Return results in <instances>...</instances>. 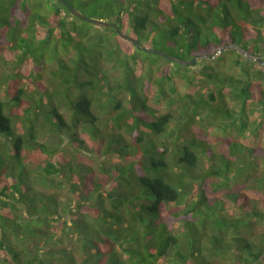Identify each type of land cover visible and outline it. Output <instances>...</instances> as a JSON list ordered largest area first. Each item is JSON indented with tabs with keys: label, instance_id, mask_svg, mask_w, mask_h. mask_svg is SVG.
Instances as JSON below:
<instances>
[{
	"label": "trees",
	"instance_id": "obj_1",
	"mask_svg": "<svg viewBox=\"0 0 264 264\" xmlns=\"http://www.w3.org/2000/svg\"><path fill=\"white\" fill-rule=\"evenodd\" d=\"M64 1L202 66L140 51L58 0H0V264H264V236L251 233L264 204L228 218L202 186L217 191L264 166V149L215 151L187 128L198 117L243 133L249 114L261 124L264 64L228 45L264 62V0ZM154 70L162 98L185 80L174 129L171 112L146 104Z\"/></svg>",
	"mask_w": 264,
	"mask_h": 264
},
{
	"label": "rangeland",
	"instance_id": "obj_2",
	"mask_svg": "<svg viewBox=\"0 0 264 264\" xmlns=\"http://www.w3.org/2000/svg\"><path fill=\"white\" fill-rule=\"evenodd\" d=\"M76 9L82 13L85 16L108 20L110 19V16L107 12L105 13H98L94 12L95 8L93 7H87V8H80L77 7ZM110 21V20H109ZM113 22V21H112ZM141 45H146L151 48L160 49L162 51L163 48H160L158 45L151 44L148 41L141 40ZM118 44V43H117ZM119 45L124 49H130L125 43L120 42ZM166 52V51H164ZM168 53V52H166ZM141 54V53H140ZM170 54V53H168ZM173 55V54H171ZM175 56V55H173ZM177 57V56H176ZM10 61V60H9ZM171 64V63H168ZM8 63L6 64V67L8 68ZM175 67L177 65L173 64ZM31 64L28 61L22 62L18 69L25 75L29 69ZM167 66V64H166ZM170 66V65H168ZM202 65L195 64L193 66H190L189 68L196 70L200 68ZM55 67H51V69H54ZM173 69L174 67L171 65L170 67ZM164 69V68H163ZM4 73V70L1 72V75ZM160 74L157 73L156 70L152 72L150 77V83L147 90H145V97H146V104L153 109L156 113L164 114L166 112H171L175 117L171 119L170 124L168 125V129L172 128L174 129L178 123L177 119L180 115V106L182 105L178 99V94H182L185 90V80L181 76H176L172 80V85L175 89V93L167 92L165 98H162L159 96L157 82L155 81ZM44 79L42 80V85H48L45 80H47L48 75L44 73ZM32 85V84H31ZM6 86V81L4 76L2 75V82H1V88H4ZM169 89V88H168ZM168 91H171L169 89ZM2 93V92H1ZM0 93V96H1ZM229 104L231 105V99L228 98ZM172 100V101H171ZM173 100H175L173 102ZM178 100V101H177ZM258 117V114H249L248 121L250 122L248 129L245 130L243 133H239L237 129H229L225 131H218L217 129L213 128L211 123L207 121V119H204L203 121L197 119L196 117L195 121L187 125V128H189L192 133H194L199 138L206 139L209 144L213 145L215 151H226V145L227 142H237L242 143L247 146L252 147H258L264 149V118H262L261 124L259 126L252 125V122ZM254 127V132L248 131L249 129ZM184 130V129H183ZM254 133V134H253ZM126 140L128 142L131 141L130 135H126ZM87 143L89 147H92V143L89 139H87ZM69 156H66L68 158ZM77 159L83 162L84 164H93L92 163V157L88 155L86 151H82L81 153L77 154ZM77 162V161H76ZM257 167L254 171L247 170L238 181L229 183L228 187H222L217 191H213L210 189L208 181L204 182L202 186L204 187L205 194L210 199V204H219L222 206V214L228 218L231 217H237L242 216L244 214V211H250L253 206L257 210L262 209L261 206L264 204V187L261 188V186L258 185V180L263 175V168L261 161L257 163ZM65 190L63 189L59 190L60 196H59V202L61 205L66 203V197L64 194ZM235 194L233 197L235 198L232 200L228 196V193ZM264 211V208H263ZM190 225H188L189 227ZM224 229V228H223ZM217 230H214L216 233ZM234 230L229 229L228 230V237ZM246 229L243 225H240L239 228H237V232H245ZM208 232H212L211 228L209 227ZM252 234H254L256 237L264 236V220H257V222L252 224ZM199 235V232H198ZM234 255H230L229 258L233 259ZM230 259H219L221 264H227Z\"/></svg>",
	"mask_w": 264,
	"mask_h": 264
},
{
	"label": "water",
	"instance_id": "obj_3",
	"mask_svg": "<svg viewBox=\"0 0 264 264\" xmlns=\"http://www.w3.org/2000/svg\"><path fill=\"white\" fill-rule=\"evenodd\" d=\"M58 1L63 3L65 5V7L70 11L71 14H73L74 16H76L77 18H79L81 20H84L86 22H89V23H92V24H95V25H98V26L113 28L119 37H121L124 40H127V41L131 42L140 51H144L146 53L159 55V56H161V57H163V58H165V59H167V60H169L171 62L177 63V64L182 65V66L190 67V66H193V65L196 64V61L198 59V57H196V56L193 57L192 59L185 60V59L173 56L171 54H168V53H166V52H164V51H162L160 49L151 48V47H148V46L141 45L135 38H133L132 36L124 33L122 30H120L116 23H114L112 21H109V20H103V19H98V18L85 16L82 13H80L79 11H77L70 4L66 3L64 0H58ZM228 46L237 48L248 59L255 60V61H258V62L264 64V62L261 61L259 58H254V57H251L250 55H248L246 53V51L241 50L240 48H238L236 46H233V45H228ZM220 51H221V49L219 50V52Z\"/></svg>",
	"mask_w": 264,
	"mask_h": 264
}]
</instances>
